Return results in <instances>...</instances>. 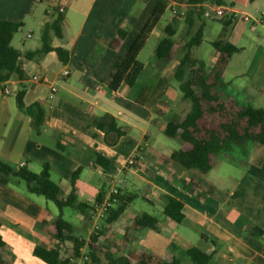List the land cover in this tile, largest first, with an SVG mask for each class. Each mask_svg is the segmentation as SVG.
I'll use <instances>...</instances> for the list:
<instances>
[{"label":"crops","instance_id":"0c3cea01","mask_svg":"<svg viewBox=\"0 0 264 264\" xmlns=\"http://www.w3.org/2000/svg\"><path fill=\"white\" fill-rule=\"evenodd\" d=\"M224 2L252 19H235L227 25V18L182 17L171 9L187 11L189 4L168 0L138 55L144 63L141 76L132 86L123 82L111 90V79L157 0H0V21L21 23L19 30L27 29L23 33L26 40L18 47L13 45L16 35L12 40L23 53V79L11 77L6 83L11 89L8 94L0 85V160L33 172L48 165L63 196L73 189V174L80 169L76 194L91 205L103 185L119 184L122 191L136 194L116 221L105 223L101 218V235L87 243L85 214L76 208L68 212L70 206L61 210L55 201L31 191L26 181L0 172V232L7 243L1 251L4 258L13 264H47L34 254L35 247L43 245L59 247L62 257L70 260L68 264H80L74 243L56 238L55 221L62 214L74 233L85 239L81 254H88L89 248L86 264H118L115 260L122 257L134 264L132 255L142 251L168 261L179 259L180 263L186 257L192 264L187 250L194 246L211 255L209 264H264L263 145L253 141V148H231L232 144L215 155L210 171L202 173L171 159L174 150L189 148V143L173 138L180 145H169L163 138L167 124L180 121L192 107L175 78L179 56L161 63L156 55L158 44L168 36V24L176 29L177 54L202 29V41L193 53L205 62L207 71L218 57L212 41L223 39L239 47L227 64L220 93L241 105L264 107V0ZM58 14L64 16V38L57 37L54 30L49 35L53 47L68 50V61L63 63L55 50L40 58L26 57V52L41 48L44 25ZM214 33L219 37L212 39ZM205 43L211 45L206 52ZM65 68H69V76L57 83ZM153 79L147 101L139 103L141 91ZM21 84L25 87L24 104L38 102L45 108L40 127L18 105L16 92ZM52 84L59 89L51 99ZM107 114L124 127L123 134L118 136L110 129L109 119L99 125V119ZM96 153L109 158L114 168L101 166ZM130 158L134 159L132 165ZM169 196L184 203L181 222L164 213ZM142 212L158 218L157 229L134 226ZM109 244L111 249L106 247Z\"/></svg>","mask_w":264,"mask_h":264},{"label":"trees","instance_id":"16d2710c","mask_svg":"<svg viewBox=\"0 0 264 264\" xmlns=\"http://www.w3.org/2000/svg\"><path fill=\"white\" fill-rule=\"evenodd\" d=\"M189 4L186 16H203L202 5L206 3L225 5L224 0H181ZM168 0H157L147 21L143 24L139 35L128 54L123 59L116 73L110 81V89L117 90L123 82L132 86L141 76L144 63L139 60L138 55L144 47L151 31L159 22L163 15ZM176 18V17H175ZM228 20L225 24L231 23V17H224ZM222 18V19H224ZM64 16L58 14L52 21L44 25L42 31V46L35 51L26 52L28 58H40L49 51L55 50L59 59L66 63L69 59L68 50L65 47H53L49 35L50 30H54L55 35L60 39L64 38ZM22 27L21 23L13 21H0V85L5 84L13 76L23 79L24 72L20 66V58L23 53L12 45L15 34ZM167 37L162 39L157 46L156 55L161 63L171 62L177 55L180 63L175 72L179 90L185 99L192 102L191 109L185 116L177 122L171 121L167 124L165 133L170 138H179L183 142L189 143V148H179L173 151L171 159L187 169H196L202 173H207L214 166L216 154L227 150L234 143L246 141H256L264 146V107L255 108L251 105H241L231 97L223 96L220 89L225 82L223 76L225 69L233 53L240 50L236 45L217 39L212 41L213 47L218 51L217 60L210 71L206 70L203 60L194 56L193 48L202 41V29L197 32V36L182 45V50H176L178 40L175 38L176 29L172 24L166 26ZM124 32L121 31V34ZM155 80L153 79L141 91L138 101L143 104L147 101L153 89ZM25 87L21 84L16 92L19 107L32 115L34 125L40 127L45 121V108L38 102L26 106L23 98ZM109 119L110 129L118 136L124 133V127L118 126L114 117L107 114L99 119V125ZM112 139L111 142H115ZM97 162L106 168H114V163L105 155L96 153ZM0 172L9 176L18 177L27 182L31 191L45 195L55 201L62 210L65 206L76 208L83 214L90 216L91 211L99 205L108 192V187L103 185L99 188L97 197L93 205L89 202L80 201L75 190V180L80 173V169L73 174V189L67 196H63L62 187L51 178L48 165H44L40 172H33L26 166L13 167L0 160ZM136 194L124 192L119 188L117 201L109 207L104 217L106 223L116 221L127 209L129 204L135 199ZM184 203L172 196L168 197L164 208L165 215L177 222H181L185 216L183 212ZM159 220L156 216L142 212L134 220L135 227H149L157 229ZM56 238L60 241L71 240L74 243V255H81V248L85 245V239L74 233L72 224L63 218L62 214L55 221ZM1 229V223H0ZM98 235L94 236V239ZM7 243L3 240L0 232V264H13L1 254ZM91 245V244H90ZM34 254L47 264H68L69 259L62 257L59 247H45L37 245ZM192 264H209L211 255L205 253L198 247L187 250ZM134 264H181L179 259L171 261L165 260L161 256L142 251L132 255ZM118 264H130V258L122 257L115 260Z\"/></svg>","mask_w":264,"mask_h":264},{"label":"built area","instance_id":"2783aa9c","mask_svg":"<svg viewBox=\"0 0 264 264\" xmlns=\"http://www.w3.org/2000/svg\"><path fill=\"white\" fill-rule=\"evenodd\" d=\"M202 8H203V16L208 19H221L227 16L231 17L233 20L242 19L245 21H249L252 19L250 15L243 14L239 12L238 10L234 9L232 6L206 3L202 5ZM63 10L64 8L61 7L60 11H63ZM171 11L174 15H179L182 17L186 16L185 10H179L173 7ZM262 14H264V11L262 12ZM69 74H70L69 68H65L62 71V73L59 75V77L57 78V83L61 82L62 79L69 76ZM34 78L36 77L34 76ZM58 89L59 88L57 84L51 85L50 94H49V97L51 99L54 98L55 94L58 92ZM4 92L6 94L11 92V89L9 88L7 84L4 86ZM128 163L132 165L134 163V159L130 158ZM119 188H120L119 184H114L111 187H109L108 192L104 196L102 202L99 205H97L93 211H91L90 219L93 223L94 236L97 235V233L101 229L99 220L105 217L106 212L108 211L109 207L112 206L117 201V195L119 194ZM79 259H80V264H86L88 260V254L82 253Z\"/></svg>","mask_w":264,"mask_h":264},{"label":"rangeland","instance_id":"374dc122","mask_svg":"<svg viewBox=\"0 0 264 264\" xmlns=\"http://www.w3.org/2000/svg\"><path fill=\"white\" fill-rule=\"evenodd\" d=\"M258 6L259 7H262V2H260L259 4H258ZM217 26H219L220 25V22L219 21H216V23H215ZM24 32H27V29L26 28H24V30H19L15 35H16V39H15V41H14V43H13V45L14 46H16V47H18L20 44H21V42H22V40L23 39H25L26 40V38L23 36V33ZM212 39H215V38H217V37H219V34H213L212 36H210ZM152 42H153V40L152 41H150V43H149V45H148V47H147V49H146V51H148L149 50V46H151V44H152ZM211 48V45L209 44V43H205L204 44V46H203V51H207V50H209ZM163 138H164V140H166V142H167V144H169V145H180V143L177 141V140H175V139H173V138H170V137H167L166 135H164L163 136ZM253 144H254V142L253 141H246V142H243V143H234L233 145H232V147L231 148H253ZM262 147H264V146H262ZM66 210L68 211V212H74L75 211V209L74 208H72V207H66ZM68 212L66 213V214H68ZM106 223V222H105ZM104 225V224H103ZM103 230V227H101V229L99 230V232L97 233V235L98 236H100L101 235V231ZM89 232V233H88ZM86 240H87V243H91V242H94V231H93V223H92V221H91V219H90V216L87 218V237H86ZM105 246V245H104ZM87 247V246H86ZM106 247H108L109 249H111L112 248V244H109V245H107ZM86 251H87V253L88 254H90V251H89V248L87 247L86 248ZM92 262H90L89 264H91ZM181 264H188L187 263V259H186V257H183V258H181Z\"/></svg>","mask_w":264,"mask_h":264}]
</instances>
